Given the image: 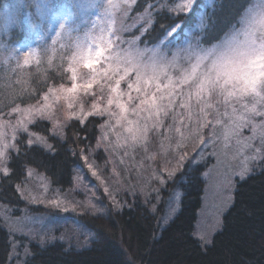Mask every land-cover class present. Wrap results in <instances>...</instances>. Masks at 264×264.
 Listing matches in <instances>:
<instances>
[{
  "label": "snow or ice",
  "instance_id": "1",
  "mask_svg": "<svg viewBox=\"0 0 264 264\" xmlns=\"http://www.w3.org/2000/svg\"><path fill=\"white\" fill-rule=\"evenodd\" d=\"M26 27L38 33L36 47L19 38ZM45 62L42 75L18 76L0 100V181L14 184L29 203L70 210L59 190L47 197L51 181L33 166V153L57 154L49 137L33 128L44 122L58 143L68 139L70 124H99L94 145L87 138L76 144L74 133L73 171L77 183L90 173L108 195L96 163L101 154L105 168L116 156L121 165L137 158L141 168L156 163L151 175L159 185L189 169H207L208 177L221 163L218 144L225 156L234 148L232 158L243 160L236 173L242 180L250 162H264V0H0V66L17 72ZM188 137L199 144L191 155ZM17 174L24 179L14 180ZM33 177L44 195L29 192ZM112 177H119L115 166ZM180 198L174 192L166 211L153 205V214L163 212L160 223L171 222ZM112 202L120 206L114 195ZM5 222L11 254L18 261L29 256L17 236L38 237L11 227L18 222L7 214ZM85 242L104 244L105 236L90 232Z\"/></svg>",
  "mask_w": 264,
  "mask_h": 264
},
{
  "label": "trees",
  "instance_id": "2",
  "mask_svg": "<svg viewBox=\"0 0 264 264\" xmlns=\"http://www.w3.org/2000/svg\"><path fill=\"white\" fill-rule=\"evenodd\" d=\"M46 69V62L40 67L33 65L31 69L17 72L0 66V89L3 90L0 91V100L5 98L6 85L14 83L15 78L27 76L29 72L34 76L42 75ZM33 128L49 137L57 148L55 157L33 153V166L39 165L37 171L49 178L51 188L59 192L71 190L76 175L72 163L75 157L71 155V149L85 138L87 143L94 145L100 133L99 124H88L86 128L70 124L65 129L68 139L59 143L51 134L49 122ZM74 133L80 138L76 144L73 143ZM102 156L97 157L99 163ZM19 167L17 164V170ZM203 171L207 169L179 172L177 179L158 188L159 200L156 199L157 192L141 197L133 191L131 196H118L120 206L104 214L86 212L80 215L79 220L89 232L104 234V244H90L86 248L76 249L60 240L31 243L27 264H264V162L255 163L253 172L237 182L232 204L223 215L219 230L207 245L195 237L206 187ZM13 179L23 180L24 177L17 174ZM176 191L181 193L179 208L165 226L160 223L163 212L153 214L151 209L155 204L166 211L167 202ZM0 201L10 208L26 205L14 184L3 181H0ZM32 210L35 213L39 211ZM11 239L0 220V264L8 262Z\"/></svg>",
  "mask_w": 264,
  "mask_h": 264
},
{
  "label": "rangeland",
  "instance_id": "3",
  "mask_svg": "<svg viewBox=\"0 0 264 264\" xmlns=\"http://www.w3.org/2000/svg\"><path fill=\"white\" fill-rule=\"evenodd\" d=\"M61 2L70 5L72 0H61ZM37 35L38 33L34 30L26 27L24 32L19 34V37L21 36V40H27L36 47L39 44V41L36 39ZM45 42L47 43V41ZM259 134L260 132L258 131V135ZM245 135H250V133L245 130ZM186 143L190 155L194 154V152L198 150L197 148H199L198 142L192 140L191 137L186 139ZM216 148L220 153L221 163L215 168H212L211 165L209 167L212 168L211 174L205 177V193L195 229L196 239L201 241L200 237L204 236L208 241L207 244L211 242L213 235L219 230L223 215L232 204L236 184L238 181L242 180L236 173L241 171L243 160L239 157L236 159L232 158V153L235 149H228V154L225 156L221 145L218 144ZM171 149L175 151V144L171 145ZM103 155L101 163L98 162V159L96 163L100 165L103 170V176L106 178V184L111 195L105 194L104 187L100 185V182L88 173L80 183H77L74 178V185L71 190L60 192V198L64 200L65 203H68L70 209L68 212L45 207L43 204L39 203H29V201L24 198L23 200L26 205H16L12 208L0 201V220L4 223L6 229L9 231V225L5 222V215L7 214L11 217L12 221L18 222L12 224L11 227L23 228L25 231L31 229L34 236L38 237L27 240L17 236V240H22L28 247L31 246V243L35 242L43 244L60 240L68 246H72L76 249H83L90 245L85 242L90 232L79 220L80 215H82L81 208L83 209V213L104 214L115 207L112 202L113 195L117 200L118 196H126L127 194V196H131V193L134 191L141 197H147L149 194H156V191H153V189H158L163 186L159 185L151 175L153 170L157 167L156 163L145 161V167L141 168L138 163L139 158H137L136 161L126 159L125 164L121 165L119 163V157L116 156L113 158V162L107 163V167L105 168L106 154ZM254 164L255 163L250 162L252 170L247 176L253 172ZM147 165H151V167H147ZM114 166L119 172L118 179L112 177V169ZM85 172H87V169H85ZM27 188L33 195H44L42 182L38 177H33L27 181ZM56 193L57 190L50 186L47 197H53ZM71 202H77L79 205L77 211H71V207L73 206ZM89 202L95 205V208L90 207ZM173 206L176 208V214L179 205L176 204ZM33 207H35V211L36 209L39 211L37 213L31 212ZM201 243L207 245L202 241ZM28 257L29 256L24 257L21 254L18 261L10 253L7 264H20V261H26L27 264Z\"/></svg>",
  "mask_w": 264,
  "mask_h": 264
}]
</instances>
